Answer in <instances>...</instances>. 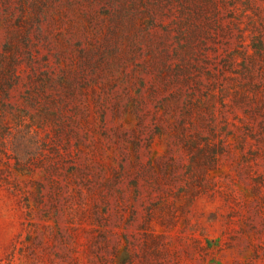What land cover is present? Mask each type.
<instances>
[{
    "label": "rangeland",
    "instance_id": "374dc122",
    "mask_svg": "<svg viewBox=\"0 0 264 264\" xmlns=\"http://www.w3.org/2000/svg\"><path fill=\"white\" fill-rule=\"evenodd\" d=\"M0 264H264V0H0Z\"/></svg>",
    "mask_w": 264,
    "mask_h": 264
}]
</instances>
